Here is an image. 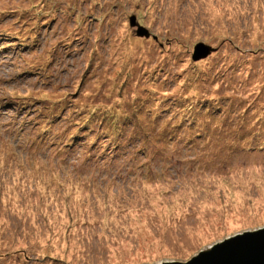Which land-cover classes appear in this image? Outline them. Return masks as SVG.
I'll list each match as a JSON object with an SVG mask.
<instances>
[{
  "label": "rangeland",
  "instance_id": "374dc122",
  "mask_svg": "<svg viewBox=\"0 0 264 264\" xmlns=\"http://www.w3.org/2000/svg\"><path fill=\"white\" fill-rule=\"evenodd\" d=\"M260 230L264 0H0V264L184 262Z\"/></svg>",
  "mask_w": 264,
  "mask_h": 264
},
{
  "label": "water",
  "instance_id": "95a60500",
  "mask_svg": "<svg viewBox=\"0 0 264 264\" xmlns=\"http://www.w3.org/2000/svg\"><path fill=\"white\" fill-rule=\"evenodd\" d=\"M129 23L136 26L138 36H149V31L137 24L136 17L130 16ZM213 49L202 42L194 46L192 60L209 55ZM160 264H264V230L246 233L217 244L209 250L201 251L187 261L163 262Z\"/></svg>",
  "mask_w": 264,
  "mask_h": 264
},
{
  "label": "trees",
  "instance_id": "16d2710c",
  "mask_svg": "<svg viewBox=\"0 0 264 264\" xmlns=\"http://www.w3.org/2000/svg\"><path fill=\"white\" fill-rule=\"evenodd\" d=\"M136 17V16H135ZM137 21V20H136ZM140 25V24H139ZM52 50V52H53V55H54V57H55V55L57 56V55H59V53H58V51H57V47L56 48H54L53 47V49H51ZM62 102V100H60V102H58V104H60Z\"/></svg>",
  "mask_w": 264,
  "mask_h": 264
}]
</instances>
